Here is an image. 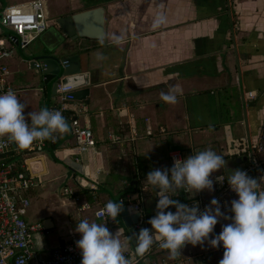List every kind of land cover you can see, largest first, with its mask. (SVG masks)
Wrapping results in <instances>:
<instances>
[{"label": "crops", "instance_id": "crops-1", "mask_svg": "<svg viewBox=\"0 0 264 264\" xmlns=\"http://www.w3.org/2000/svg\"><path fill=\"white\" fill-rule=\"evenodd\" d=\"M32 1L9 0L10 5ZM99 6L106 11L105 38H80L69 48V54L79 56L82 71L91 75L89 96L68 104L62 113L86 107L79 119L92 129L96 146L81 154L70 130L55 134L41 152L34 142L25 149L13 144L9 150L38 183L28 193L30 200L51 202L40 222L46 230H57L61 239L48 247L42 234H37L35 246L44 255L72 233L80 239L75 232L80 220L105 223L95 218L94 211L121 193L128 203L142 204L145 214L153 217L157 190L146 177L153 169L169 168L173 150H181L184 159L208 148L222 155L227 164L213 174V180L228 177L235 169L247 171L264 157L236 155L241 146L257 143L264 121V0H54L47 8L54 18L50 35L43 41L50 48L58 46L62 40L59 19ZM160 16L165 22L155 27ZM114 36L120 37L119 45L113 42ZM42 46L40 40L31 58L16 49L8 60L10 82L18 99L28 106L25 114L44 107L64 108L60 96L48 94L39 74L38 86L29 72L27 63L32 67V58ZM172 86L180 89L178 102L166 104L160 93ZM252 92L256 97L249 99ZM257 170L261 173L260 167ZM66 188L73 189L76 198L66 196ZM214 188V192H200L201 196L206 201L218 199L228 213L224 204L230 205L238 196L222 199L216 183ZM83 202L91 203L92 210L81 211ZM228 222L220 219L214 235ZM107 227L113 234L120 229L122 242L129 238L120 215ZM223 252L222 244L219 249L207 242L203 247L189 244L173 260L167 250L154 244L143 261L219 264Z\"/></svg>", "mask_w": 264, "mask_h": 264}, {"label": "clouds", "instance_id": "clouds-1", "mask_svg": "<svg viewBox=\"0 0 264 264\" xmlns=\"http://www.w3.org/2000/svg\"><path fill=\"white\" fill-rule=\"evenodd\" d=\"M165 22L160 16L154 22L158 27ZM117 45L120 37H113ZM180 89L172 86L167 92L160 93L166 104H176ZM13 90L0 94V139L14 143L25 149L34 141L54 140L55 134L70 131L67 119L58 110L47 107L39 111H29ZM6 146V145H0ZM171 168L153 169L146 182L153 186L158 201L156 214L148 220L149 228H141L132 237L121 240V230L111 233L107 223L90 222L82 219L77 223L75 232L80 234L76 246L81 251V264H132L125 256L128 242L134 238L135 255L143 258L154 244L167 250L169 258L176 260L187 245L204 246L215 249L221 244L224 252L219 264H264V176L252 178L241 169L232 170L227 182L238 199L230 202L228 213L216 198L200 209L199 204L182 203L174 196L183 190L186 193L214 192V184L225 182V176L212 179L214 173L223 169L227 161L211 148L196 152L185 159L173 157ZM83 207H86L84 205ZM175 208L173 212L170 208ZM224 207H227V202ZM124 210V202L109 201L97 217L107 215L113 221ZM131 214H141L139 210L129 209ZM220 219L229 221L222 226L219 234L214 230Z\"/></svg>", "mask_w": 264, "mask_h": 264}, {"label": "built area", "instance_id": "built-area-1", "mask_svg": "<svg viewBox=\"0 0 264 264\" xmlns=\"http://www.w3.org/2000/svg\"><path fill=\"white\" fill-rule=\"evenodd\" d=\"M51 27V21L47 14V5L43 0H33L32 2L18 5H10L4 7L0 11V94L6 93L8 90H16L12 86L9 79V64L8 60L11 58L17 47L21 49L29 46L33 40L40 37L46 30ZM35 69H40V64L35 63ZM58 96H60L64 108L60 111H66L65 107L68 104L76 102L72 86L58 87ZM256 94L249 93L248 98L254 99ZM81 105V104H80ZM77 107L72 110L75 118L70 123V130L78 140V151L87 152L96 146L92 129L89 125H83L79 119L81 112H86V107ZM151 134V131L149 132ZM115 142L120 141L118 137H114ZM14 143H10L5 139H0V264H81L82 256L80 249L76 246L78 237L71 234L70 238L63 241V244L50 252L49 255H44L41 250L36 248L34 238L37 234H42L46 228L41 222L31 223L27 220L31 200L28 193L38 186L37 181L30 177L26 172L24 165L18 166L15 162L5 160L7 152ZM47 140L34 141V147L37 151H43L46 147ZM254 155L260 154L264 156V121L262 124L260 136L256 144L245 145L238 148L236 155ZM184 159L181 150H173L170 153V166L174 164L173 157ZM260 167L261 173L258 172ZM249 176L257 178L264 176V157L262 163L258 162L250 167L247 171ZM217 184V190L222 199L229 196H237L230 188L225 177V182ZM64 194L66 196H77L71 188H66ZM191 199L189 205L198 203L201 210L210 204V201L203 199L200 193L190 194ZM78 198V197H77ZM108 203V202H107ZM107 203H103L97 210L94 211L95 218L105 223L114 222L107 215L97 217V213L102 211ZM86 205V207H83ZM225 205V204H224ZM131 209L139 210L141 217L136 225V233L145 228V212L142 204L129 203L126 205ZM92 204L83 202L81 211L92 210ZM228 210L230 205L224 207ZM125 256L132 261V264H139L144 260L135 255V250H127ZM180 264H184L183 262Z\"/></svg>", "mask_w": 264, "mask_h": 264}, {"label": "water", "instance_id": "water-1", "mask_svg": "<svg viewBox=\"0 0 264 264\" xmlns=\"http://www.w3.org/2000/svg\"><path fill=\"white\" fill-rule=\"evenodd\" d=\"M61 28L62 40L54 48L48 47L43 41V37L50 35V31L40 36L43 46L37 49L38 55L32 58V68L35 69V63L40 64L37 70L39 76L43 79V84L48 90V94L58 98V87L72 86L74 88L73 96L76 101H84L89 96L91 84V75L83 72L81 61L78 55L69 54V48H73L80 38L103 40L106 34V11L103 6L85 10L77 14L66 16L58 20ZM63 54V55H62ZM239 162L241 158L238 159ZM131 209L124 206L120 216L122 225L130 237L136 233V225L139 222L141 214H131ZM128 244H132L135 250V240L131 239Z\"/></svg>", "mask_w": 264, "mask_h": 264}, {"label": "rangeland", "instance_id": "rangeland-1", "mask_svg": "<svg viewBox=\"0 0 264 264\" xmlns=\"http://www.w3.org/2000/svg\"><path fill=\"white\" fill-rule=\"evenodd\" d=\"M60 1H62V0H60ZM43 2H44V4L47 5V8H48V4H50V3L53 4L54 3V0H43ZM0 3L2 5H4L3 6V8H4V7L9 6L11 2H9V0H0ZM3 8H0V11H2ZM47 14H48V17H49L50 21L52 19H54L53 17H52V19L50 18L49 12ZM55 21H57V20H55ZM39 42H40L39 39H35V40L32 41V43L29 46H27L23 50L20 47H17V50H22L23 53H24V55L27 58H31V57H33L31 50L33 48H35L39 44ZM27 64L29 66V72L32 74V76L34 77V79H36L35 80L36 81V85L39 86L40 85V79H39V76H38L37 69L32 68L31 65L29 64V62ZM27 87L29 88L31 86H27ZM50 206H51V202L49 201L48 198H42V199L34 198V199H32L31 200V208H30V211H29V215L27 217V220L30 221L31 223L40 222L41 219H42V217H44V214L50 208ZM60 239L61 238L59 237V233H58L57 230L47 229L41 235V240L43 242H45V244L48 247L56 246L60 242ZM38 241L40 242V240H38ZM151 264H153V262Z\"/></svg>", "mask_w": 264, "mask_h": 264}, {"label": "trees", "instance_id": "trees-1", "mask_svg": "<svg viewBox=\"0 0 264 264\" xmlns=\"http://www.w3.org/2000/svg\"><path fill=\"white\" fill-rule=\"evenodd\" d=\"M64 117L69 121V123H71V121L73 120V118H75L76 116H75L74 112H66V113H64ZM47 142L50 143V140H47ZM5 160L6 161H9V162H15L18 166H21L22 165V162H19V160L16 161L15 158H13V157L10 156V151L7 152V155L5 156ZM136 191H138V189L137 190L131 189V192L132 193H134ZM124 198H125V194L124 193H121L118 197H115L114 202H117L118 203L121 200H123L124 206H126L129 203ZM174 198L179 199L182 203H186V204H189L191 202V199L188 197V195L186 194V192H184L183 190H181L180 193L176 194L174 196ZM169 210H171V211L174 212L175 208L173 207V208H170ZM150 218H152V217L149 216L148 214H145V222L147 224V225H145V228L151 229V225L148 223V220ZM127 236H129V234ZM128 246H129V251L134 250V246L132 244H128ZM139 264H145V261H141Z\"/></svg>", "mask_w": 264, "mask_h": 264}, {"label": "flooded vegetation", "instance_id": "flooded-vegetation-1", "mask_svg": "<svg viewBox=\"0 0 264 264\" xmlns=\"http://www.w3.org/2000/svg\"><path fill=\"white\" fill-rule=\"evenodd\" d=\"M49 29H50V28H49ZM49 29H48V30H49ZM46 31H47V30H46Z\"/></svg>", "mask_w": 264, "mask_h": 264}]
</instances>
